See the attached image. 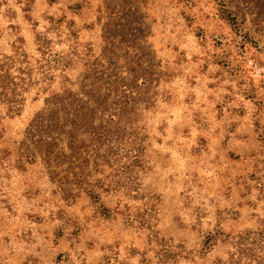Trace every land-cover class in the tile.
<instances>
[{"label": "rangeland", "instance_id": "obj_1", "mask_svg": "<svg viewBox=\"0 0 264 264\" xmlns=\"http://www.w3.org/2000/svg\"><path fill=\"white\" fill-rule=\"evenodd\" d=\"M264 0H0V264H264Z\"/></svg>", "mask_w": 264, "mask_h": 264}, {"label": "trees", "instance_id": "obj_2", "mask_svg": "<svg viewBox=\"0 0 264 264\" xmlns=\"http://www.w3.org/2000/svg\"><path fill=\"white\" fill-rule=\"evenodd\" d=\"M264 240V232L262 234H258V235H251V236H241L238 238V246L243 247L249 244H253L250 243V241H259V244L262 243V241Z\"/></svg>", "mask_w": 264, "mask_h": 264}]
</instances>
